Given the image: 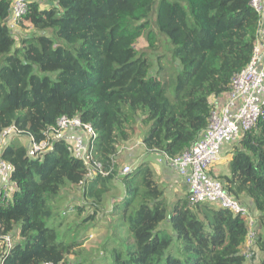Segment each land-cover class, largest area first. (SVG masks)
<instances>
[{
  "label": "trees",
  "instance_id": "trees-1",
  "mask_svg": "<svg viewBox=\"0 0 264 264\" xmlns=\"http://www.w3.org/2000/svg\"><path fill=\"white\" fill-rule=\"evenodd\" d=\"M26 4L18 25L32 33L16 42L8 26L11 2L0 0V136L14 131L0 153L12 167L10 199L0 204V263L66 264L79 244L47 225L49 198L65 186L82 185L96 215L112 182L119 181L124 192L116 219L132 241L113 250L112 264H245L244 219L209 203H192L188 192L168 205L149 164L118 177L117 157L118 146L133 137L137 125L143 127L147 155L173 159L198 141L215 109L211 100L227 95L232 79L251 61L260 17L250 0ZM154 7L155 27L181 67L169 80L159 72L151 75L150 60L135 49L144 34L155 45L148 22ZM62 117L94 130L91 163L100 164L105 175L97 171L88 178L87 164L73 156L69 135L79 129L52 137ZM41 142L44 152H33L31 143ZM233 146L228 173L215 179L239 202L251 201L256 231L264 226V120ZM165 220L173 235L159 228ZM15 234L20 240L6 249L4 238ZM255 239L264 255V239ZM174 241L180 256L171 254Z\"/></svg>",
  "mask_w": 264,
  "mask_h": 264
},
{
  "label": "built area",
  "instance_id": "built-area-1",
  "mask_svg": "<svg viewBox=\"0 0 264 264\" xmlns=\"http://www.w3.org/2000/svg\"><path fill=\"white\" fill-rule=\"evenodd\" d=\"M10 2L11 15L8 26L13 29L26 14L27 4L26 0H10ZM250 5L260 17L251 61L232 79L227 100L222 107L215 108L211 112L208 125L198 141L179 157L173 159L163 157L184 181L192 203H209L245 220L247 235L244 246L246 244L248 250L256 237L254 215L247 205L229 195L222 183L210 176L209 171L220 159L224 147L238 141L245 132L264 120V0H250ZM75 129H79L80 132L85 130L89 136L87 135V146L79 138L77 139L73 156L87 164L88 178L93 177L91 171L94 174L99 171L101 175H105L100 164L91 163L96 134L90 126L81 127L77 118L62 117L58 120L57 129L52 137L62 138L64 132ZM12 132L13 129L9 128L0 136V153L4 148L5 137ZM31 147L33 152L38 153L44 152L47 145L45 142L36 145L31 143ZM130 171L126 166L122 169V174L125 175ZM11 172V165L0 157V204H5L10 199ZM11 244V239L6 236L5 248H10ZM242 255L247 257L246 250L242 251Z\"/></svg>",
  "mask_w": 264,
  "mask_h": 264
},
{
  "label": "rangeland",
  "instance_id": "rangeland-1",
  "mask_svg": "<svg viewBox=\"0 0 264 264\" xmlns=\"http://www.w3.org/2000/svg\"><path fill=\"white\" fill-rule=\"evenodd\" d=\"M155 1L158 2L159 0ZM155 7L148 18L149 28L152 30L155 37V45L154 47H150L144 34L137 40L135 49L139 55H143L150 60L152 64L150 69L151 75H155L159 72L162 80H169L175 77L174 75L180 71L181 67L178 61L171 56L172 46L169 40L165 36L159 34L155 27ZM12 30L16 42H18L20 38L32 33L30 30L23 29L18 24L15 25ZM168 70L173 71V73ZM135 128L136 130L133 137L129 141L123 142L118 146V177L123 176L122 169L124 167L127 166L133 171V169L147 156L142 149L140 139L142 137L143 127L137 125ZM64 133L66 134V132ZM87 135L89 136L85 130L84 132L79 131L72 136L69 135L72 142L70 143L71 146L74 148L78 138L87 146ZM21 142L24 145L29 144L28 140L22 139ZM233 147L232 144L227 146L224 150L225 154H228L230 158H232V153L234 151ZM94 175V172L91 171V176ZM158 180L168 205L184 197L186 192H188L184 189V185L180 187L177 185L173 186L174 183L172 185L169 180L162 182L160 177ZM123 188L121 182H112L111 189L103 196L96 215L94 211L95 208L91 205V200L83 195L82 185L65 186L61 188L56 196L49 198L48 207L52 212V216L47 221V225L53 227L61 237L65 235V241H75L79 244L75 247L73 253L68 256L66 264H112L113 250L116 248L121 249L131 243L132 240L127 234V229L122 225H118L119 220L116 219L119 216V210H121L120 207L122 206H119V210L116 209L117 202L121 201L123 198ZM88 217H91V219ZM159 228L173 235L168 221H163L159 225ZM255 232L257 238L260 236L264 239V226H259L258 230ZM18 240H20V238H18L17 234L12 235V243ZM258 242L259 241L255 239L250 250L246 248V244L241 247L242 251L246 250L247 257L245 264H259V261L264 257L259 249L260 245ZM178 246L179 243L174 241L171 248V254L173 256H180Z\"/></svg>",
  "mask_w": 264,
  "mask_h": 264
},
{
  "label": "crops",
  "instance_id": "crops-1",
  "mask_svg": "<svg viewBox=\"0 0 264 264\" xmlns=\"http://www.w3.org/2000/svg\"><path fill=\"white\" fill-rule=\"evenodd\" d=\"M226 100H227V95L221 96L218 99H212L211 101L214 105V108H220L223 106V104L225 103ZM141 145H142V143H141ZM226 147L223 148L222 153L220 155V159L218 160V162L215 165H213L209 171V174L213 178H218L219 176L226 175L228 173L227 164L231 158L228 154H225L224 150ZM142 149L144 150L143 145H142ZM224 159H225V161H224ZM143 162H145L151 166V169L155 172L156 181L160 177L162 182L165 180H169L172 185L174 183L173 186L177 185L180 187V186L184 185L185 186L184 189L187 190V187H186L184 181L178 177L179 175L175 171V169L173 167H170L169 163L162 156L156 155V154H148L145 157V159L140 163H143ZM158 182H159V180L157 181V183ZM243 201L251 209L253 208L252 203L249 199H244Z\"/></svg>",
  "mask_w": 264,
  "mask_h": 264
}]
</instances>
